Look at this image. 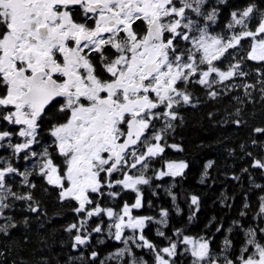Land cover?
I'll use <instances>...</instances> for the list:
<instances>
[{
  "label": "snow or ice",
  "instance_id": "6c2138e0",
  "mask_svg": "<svg viewBox=\"0 0 264 264\" xmlns=\"http://www.w3.org/2000/svg\"><path fill=\"white\" fill-rule=\"evenodd\" d=\"M230 15L229 31L213 34L218 12L209 0H0V149L33 161L62 201L76 202L79 220L66 229L75 230L73 249L88 246L107 220V235L124 245L109 257L118 264H148L134 249L150 253L152 264H179L178 256L189 264H264V226L243 229L246 239L237 248L226 237L221 257L211 239L182 230L168 235L166 209L159 219L139 214L140 186L182 176L187 167L166 160L162 168L152 165L165 147H176L165 133L177 120L174 108L190 102L189 83L211 89L246 76L247 61L264 67V11L249 4ZM244 87L250 95L255 86ZM252 166L264 169V160ZM30 174L0 159V219L9 221L0 232L15 227L7 215L12 201L39 211ZM17 177L28 191L12 190ZM125 190L135 194L131 204L108 206ZM190 199L198 211V197ZM258 216L264 225V197ZM93 218L97 226L89 230ZM149 224L162 226L156 235L165 246L145 235Z\"/></svg>",
  "mask_w": 264,
  "mask_h": 264
},
{
  "label": "trees",
  "instance_id": "16d2710c",
  "mask_svg": "<svg viewBox=\"0 0 264 264\" xmlns=\"http://www.w3.org/2000/svg\"><path fill=\"white\" fill-rule=\"evenodd\" d=\"M209 4L218 12L216 23L210 28L213 34L229 31L233 11H242L249 4L264 11V0H225L224 3L209 0ZM242 67L246 76L214 84L211 89L189 83L190 102L174 108L177 120L165 133L167 144L176 147H165L163 155L152 165L162 168L161 161L165 160L187 164L182 176L160 181L159 201L170 209L169 191L175 195L173 234L182 230L194 238L211 239L212 251L221 257L226 237L237 248L246 239L243 229L264 226L258 216L261 197H264V169L252 166L254 159L264 160V133L255 132L257 128H264V93L260 91L264 67L253 61H247ZM226 84L232 86L226 88ZM247 84L255 86L247 89L250 95L245 91ZM210 91L217 95L211 96ZM9 150L5 152L11 160ZM148 175H152V168ZM12 190L28 191L16 190L14 186ZM31 194L38 212L30 211L28 202L24 201H12L13 207L7 211L15 227H9L6 234L0 232V264H97L98 259L92 260L91 252L104 256L109 247L106 240L94 248L92 240L96 236H92L88 246L76 250L72 247L75 230L71 233L66 230L79 220L73 211L76 202L59 200L52 188L45 190L42 182ZM193 195L198 197V211L191 205ZM95 219L88 221L89 230L95 227ZM5 223L9 221L0 219V224ZM229 228L233 229L231 233L227 231Z\"/></svg>",
  "mask_w": 264,
  "mask_h": 264
},
{
  "label": "flooded vegetation",
  "instance_id": "af4514ba",
  "mask_svg": "<svg viewBox=\"0 0 264 264\" xmlns=\"http://www.w3.org/2000/svg\"><path fill=\"white\" fill-rule=\"evenodd\" d=\"M46 132H45V137H46ZM14 140H15V137H14ZM51 151V149H49ZM4 151V153H3ZM9 152L11 153V150H9ZM6 152H5V149H0V159L2 158H7L6 157ZM11 156V160L13 161V165L15 167H18L20 168L21 171H29L31 174L29 176V180L35 184V187L37 186V184L39 182H42L44 184V188L45 190L49 191L50 188L53 189V191H55L56 195L59 197V189L57 188H54L52 187L51 185H48L45 180L40 177L37 172H38V168H36L34 166V163L33 161L31 160H20L19 158H16V157H13L12 154L10 155ZM172 162V161H171ZM164 167V165H163ZM167 178H173V177H164L163 179L161 180H156V179H153L156 181V183H151V186H140L141 189H142V192H143V198H144V202H145V206L139 210V214L141 215H146V216H153V217H158L159 216V213H160V210L161 209H166L169 213V216H168V227L167 228H164L163 230L170 236L173 235V200H169V204H170V209L166 208L165 205H163V203L161 201H159V196L161 195L160 194V189H161V184H160V181L164 180V179H167ZM22 177H17V178H14V183L12 186L15 187V189H19V188H24V186L22 185L21 181H22ZM159 182V183H158ZM158 185V187H157ZM30 189L31 191H33V189ZM146 188H149V189H146ZM154 189V191H150L151 189ZM24 190H27L24 188ZM115 191V189H114ZM135 194L134 193H131L127 190H125L120 198L118 200H109L108 201V206H111L113 208H117V206L122 202V201H127L129 204H131L133 202V198H134ZM148 196V197H147ZM156 197L155 200H153L154 198ZM158 199V200H157ZM59 200L60 197H59ZM149 202L151 204V207H149ZM156 202L157 203V209L154 211V207H156ZM106 224H107V220L105 222L104 225H102V229L103 228H107L106 227ZM97 225H95L96 227ZM155 225H151L149 227V225L146 227L145 229V235L149 238V240H151L152 242L155 243V241H157V243H162L164 246L166 245V241H163L161 237H158L156 235V231L153 229ZM159 227H162L161 225ZM96 234V233H95ZM95 234H93V236H95ZM96 237H93V240H92V245L94 248H97L96 246H98L99 244L97 243V241L95 240ZM106 243H107V246L109 245V247L107 248V255L109 254L108 256V260H107V263L109 262V264H118L117 260L116 259H109V257H113L115 252L118 251L117 249L122 246L123 244L120 243V242H117L115 241L114 239H111L110 237L108 239H106ZM139 250L141 253H145V258L147 259V261L149 262V264H152V260H151V255H147V252H145V250H141V249H137ZM97 254H99V252L95 251ZM141 257V256H140ZM98 258V257H96ZM126 259V258H125Z\"/></svg>",
  "mask_w": 264,
  "mask_h": 264
},
{
  "label": "rangeland",
  "instance_id": "374dc122",
  "mask_svg": "<svg viewBox=\"0 0 264 264\" xmlns=\"http://www.w3.org/2000/svg\"><path fill=\"white\" fill-rule=\"evenodd\" d=\"M172 162H176V161H172ZM185 170V169H184ZM157 219H159V216L158 217H156ZM106 221V220H105ZM151 225H153V224H149V227L151 226ZM155 226L153 227V229L156 231V229L160 226V225H156V224H154ZM93 234H95V233H92V236H93ZM91 236V237H92ZM95 236H96V238H95V240L97 241V243L98 244H102V243H105V240L106 239H108L109 238V236L107 235V228H104V230H102V232L101 233H96L95 234ZM194 238V237H193ZM162 244V243H161ZM163 245V244H162ZM164 246V245H163ZM124 247V245H122V246H120L117 250L119 251L121 248H123ZM142 250V249H141ZM118 251H116L115 253H117ZM95 252V251H94ZM134 252H135V254L136 255H140L141 254V257L144 259V260H146L147 261V259L145 258V253L143 252V253H141L139 250H137V249H134ZM146 252V251H145ZM92 253V252H91ZM151 255L150 253H147V255ZM108 256H109V254L107 255V253H105V255L104 256H98L97 255V259H98V263L97 264H109V262L107 263V260H108ZM96 259V260H97ZM177 260L179 261V264H183L184 263V261H186V262H188V264H189V260H188V258L187 257H181V256H178L177 257ZM148 264H149V262H148Z\"/></svg>",
  "mask_w": 264,
  "mask_h": 264
}]
</instances>
